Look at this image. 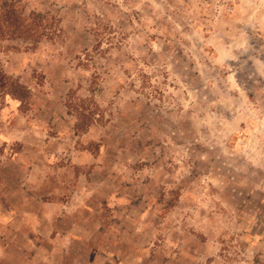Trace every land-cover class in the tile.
<instances>
[{"label":"rangeland","instance_id":"obj_1","mask_svg":"<svg viewBox=\"0 0 264 264\" xmlns=\"http://www.w3.org/2000/svg\"><path fill=\"white\" fill-rule=\"evenodd\" d=\"M5 3L45 29L0 33V264H264V0Z\"/></svg>","mask_w":264,"mask_h":264},{"label":"trees","instance_id":"obj_2","mask_svg":"<svg viewBox=\"0 0 264 264\" xmlns=\"http://www.w3.org/2000/svg\"><path fill=\"white\" fill-rule=\"evenodd\" d=\"M10 7L11 5L8 3L3 4L0 33L2 34L4 29L8 30V28H12L9 32V36L29 38L35 43L39 42L43 35V33H40V30L45 29V26L42 24V20H44L45 16L32 13L31 18L25 19L20 12H17V9H15V13V10H11ZM15 14L18 16H15ZM36 18L38 19L35 21ZM7 96H12L22 101L29 96V90L18 80L12 78L0 69V111L2 106L1 101ZM90 104V99L79 97L75 91L70 90L66 95L65 106L68 113L74 114L76 117L74 130L77 133H85L96 121V110H89L86 108ZM91 105L95 106L94 103Z\"/></svg>","mask_w":264,"mask_h":264},{"label":"crops","instance_id":"obj_3","mask_svg":"<svg viewBox=\"0 0 264 264\" xmlns=\"http://www.w3.org/2000/svg\"><path fill=\"white\" fill-rule=\"evenodd\" d=\"M0 139H2V142H5V137L3 136L2 133L0 134ZM5 166L7 168V171H9L11 169H14L16 171H18V170L19 171H22L25 168V167L21 166V164H19L17 162V160H14V159L10 160L9 163L5 164ZM27 170L32 171V169H28V168H27ZM13 181H14L15 184H18V185H21V186H25L26 187L22 191V193L27 196V197H24L23 203L27 207L31 208L33 206L32 202L34 201V199L32 197L34 195L33 192H32V185L35 182V180H33L32 177H28V178H26V177H20V178L17 177V178L11 179V182L12 183H13ZM29 210H31V209H29ZM47 264H49V263H47ZM51 264H53L52 261H51Z\"/></svg>","mask_w":264,"mask_h":264}]
</instances>
